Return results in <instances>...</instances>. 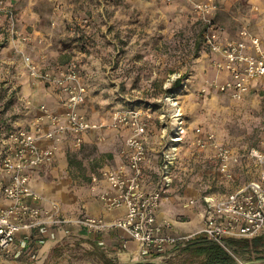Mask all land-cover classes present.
Wrapping results in <instances>:
<instances>
[{
    "label": "rangeland",
    "instance_id": "374dc122",
    "mask_svg": "<svg viewBox=\"0 0 264 264\" xmlns=\"http://www.w3.org/2000/svg\"><path fill=\"white\" fill-rule=\"evenodd\" d=\"M10 2L17 8L18 27L31 32L33 40L29 43V53L26 44L9 41L6 28L0 27V119L12 117L21 121L30 111L24 102L28 72L23 53L17 48L37 62L45 61L43 64L58 63L68 54L70 59L82 60L97 77L87 105L91 113L108 118L121 107L114 91L123 87L133 95V102L141 101L139 108L151 110L154 120L149 135L154 141L158 135H175L180 124L186 126L174 182L182 206L183 195L200 191L225 194L232 186L259 176L262 166L249 158H243L241 166L231 169L234 178L219 173L215 158L206 156L191 143L193 127L201 125L241 154L260 145L264 134V81L242 99H234L215 88L203 91L206 79L223 75L214 65L217 55L198 47L203 25L197 22V17L206 24L190 1L173 6L159 0ZM215 2L216 8L209 17L224 28L225 39L238 38L247 29L264 44V0ZM187 3L192 5L194 13L187 10ZM59 4L62 13L58 11ZM105 75H111L110 85L104 86ZM180 77H183L182 85L175 87ZM31 84H34L32 79ZM171 87L174 92L169 90ZM102 139L109 141V137ZM101 141L68 153L66 164L60 161L49 171L47 176L54 184L53 189H59L65 199H80L89 193L90 186L92 189L93 175L98 171L95 163L117 148H107ZM154 143L155 151L160 149L158 140ZM148 148L151 151L149 145ZM79 237L83 236L65 240L62 250L57 252L66 255L64 264H101L92 254V246L82 243ZM39 249L23 252L19 257L9 256L1 264H13L12 260L24 258V264H40ZM179 252L163 260L164 263L192 264L183 258L185 255H177Z\"/></svg>",
    "mask_w": 264,
    "mask_h": 264
},
{
    "label": "built area",
    "instance_id": "2783aa9c",
    "mask_svg": "<svg viewBox=\"0 0 264 264\" xmlns=\"http://www.w3.org/2000/svg\"><path fill=\"white\" fill-rule=\"evenodd\" d=\"M164 1L172 3L176 0ZM188 1L205 20V47L217 55L214 65L223 75L218 79H206L203 91L215 88L234 99H242L251 91L255 80L264 81L261 38L243 29L240 37L225 39L224 28L209 17L216 8L215 0ZM0 27L6 28L7 39L11 42L28 44L33 40L31 32L18 27L17 8L10 0H0ZM17 50L23 53L34 83L53 86L64 93L61 102L65 110L56 113L44 103L27 125L16 121L7 127L0 124V196L9 200L7 204L0 202V256L19 257L34 241L37 247H42L52 228L68 224H77L96 234L123 231L137 241V259L158 264H165L163 260L202 236L232 252L230 239L264 234V134L259 146L241 154L201 125L193 127L192 145L200 152H211L220 173L232 176V162L243 158L254 159L262 169L257 178L239 184L225 194L204 192L199 198H192L190 204L199 200L205 204L202 226L191 233L174 234L173 220L168 217L160 220L159 211L164 194L175 182L186 126L180 124L175 135H162L157 184L148 189L144 181L145 164L149 160V131L154 120L151 110L124 106L113 111L108 121L93 120L83 109L88 87L77 59L48 67L42 66L23 49ZM103 129L131 131L121 149L124 162L100 169L92 181L93 189L100 181L107 184L99 193L105 209L124 208L125 213L113 220L90 215L69 217L58 201L32 187L31 171L53 163L63 146L71 143L79 147L89 131Z\"/></svg>",
    "mask_w": 264,
    "mask_h": 264
},
{
    "label": "crops",
    "instance_id": "0c3cea01",
    "mask_svg": "<svg viewBox=\"0 0 264 264\" xmlns=\"http://www.w3.org/2000/svg\"><path fill=\"white\" fill-rule=\"evenodd\" d=\"M25 46H26V51H29L30 53L31 47L29 48V43L26 44ZM44 62L45 61L39 63L43 66L45 65L43 64ZM27 72H28L27 78L29 81V86H27L26 88L27 92L26 95L24 96V98H26L24 102L27 103L28 100L31 101V104H25V106L30 111H29V115L23 118L21 121H19L18 119L15 121L22 125H27L30 122V120L40 112L39 106L44 103L47 104L48 107L53 112L59 113L64 111L65 108L61 102L64 93L61 92L58 88H55L53 86H48L43 83H34L33 80L32 82L34 84H31V77L29 75L28 69ZM261 81H262L261 79L255 80L252 85L251 91L247 95L258 89L259 83H261ZM90 118H92L93 120L108 121L111 118V114L108 118H100L94 113L90 112ZM130 132L131 131L128 129L121 131L112 130V129L89 131L85 135V141L81 146L76 147L73 144L69 143L63 146V148L57 153V156L53 161V163L33 169L31 171L32 187L37 191H39L40 193H42L47 198L58 201L62 207L63 212L72 218L81 215H90L95 217H103L107 220H113L117 217L122 216L125 213L124 208L111 210V211L107 210L102 205L99 199L100 191L104 190L107 187L105 181H100V184L96 189L93 188L91 189L90 186L89 193L82 195L80 199L74 198L71 200L70 198L65 199L64 194H62V192H60L59 189L56 190L53 189L54 184L49 181L47 175L50 170H53L54 165H56L60 161H62L63 164H66L67 161L66 157L68 153L72 151L78 152L81 150L82 147H85L86 145L98 144L100 140H102L101 142H103L104 146L107 148H110V146H117V148L114 151V153H110L106 158L97 161L95 163V169L99 171L102 168L116 167L120 163L124 162V157L121 155V149L124 146L125 140L129 136ZM107 137H109V141H104L102 139ZM150 138L151 136H149L148 145L151 148V151H149V160L145 164L146 176L144 183H146V187L148 189H153L156 186L158 179L159 162L161 157L160 149H161L162 135L157 136V140L159 143L158 146L160 149L156 151L155 149L157 148V145H154L155 144L154 142H157V140L154 141V139L152 138L150 139ZM204 153L206 156L207 155L213 156L211 152H204ZM241 165H242V161L232 162L231 164L232 169H234L235 166H241ZM231 177L234 178L233 173ZM238 185L232 186L231 188H236ZM202 194L203 192L200 191L195 194L183 195V200L185 204L184 206H182L181 205L183 204V201H181L182 197H180V194L175 193L174 183H173V185L170 188H168L166 193L164 194L161 209L159 211V219L161 220L165 217L172 219L174 222V229L172 233L174 234H178V235L187 234L198 230L202 226L205 204L202 202V200H199L194 204H190V200L192 198L197 199ZM0 202L7 204L9 203V200L4 199L2 196H0ZM177 206H179V208H177ZM80 235L86 238H91L92 240L98 238L100 245L102 246L103 249L106 250L108 255L110 257H114V259H116L118 262L122 264H138V262L143 261V260H138L136 258L137 252L139 250V245L137 241H135L133 238H131L127 233L123 231L112 230V231H107L105 233L96 234L87 231L86 229L82 228L77 224H70V225L68 224L66 226L54 227L48 232L46 236L47 239L46 243L39 249L38 260L40 264H64V260L67 259L66 255L65 254L62 255V253L57 254V252L58 251L60 252L62 250L60 248L62 247V244L64 243L65 240L72 238V236L75 237ZM253 238L255 237L242 238V239H253ZM36 247L37 245L34 241L32 244H29L26 247L25 252L31 253L35 250ZM179 251L180 249H178L176 252ZM178 254H180L181 257L185 255V257L183 258L185 260L188 259L189 261L185 249H182L179 253H177V255ZM238 257H241L240 260L242 262L258 261V260H254L256 259L255 252L244 253ZM8 258L9 256L7 257L0 256V264L8 261L6 260ZM25 259L26 258L20 260H12V261L13 264H24L26 262ZM173 259L175 260L176 257L174 256ZM68 264L71 263L68 262ZM165 264H172V263L166 262ZM180 264H184V263H180ZM255 264H264V263H255Z\"/></svg>",
    "mask_w": 264,
    "mask_h": 264
},
{
    "label": "trees",
    "instance_id": "16d2710c",
    "mask_svg": "<svg viewBox=\"0 0 264 264\" xmlns=\"http://www.w3.org/2000/svg\"><path fill=\"white\" fill-rule=\"evenodd\" d=\"M162 3L169 5L172 4L175 5L176 3L183 2L185 0H176L172 3L165 2L163 0H159ZM189 6L187 7V10H189L191 13H194L192 9V5L190 3H187ZM60 9L58 10L60 13L64 12L61 9V4H59ZM197 22L201 23L203 25L201 35L199 36V39L197 41L198 47L201 48L202 51H206L205 47V34H206V26L203 24V21L201 18L197 17ZM74 59V58H73ZM70 56L68 54L65 55V57L59 61L58 63L52 64L50 62L46 63L48 67L55 66V65H65L69 61H71ZM79 63V67L82 73V76L85 80V83L88 87V96L87 100L83 104L84 112L90 117V111L87 108V105L89 103L90 98V91H94L93 86L95 85V76L92 75V73L87 69V66L83 64V61L80 59H77ZM105 85H110L111 75H105L102 76ZM183 77L178 78L175 81V87L182 85ZM170 91L174 92V89L172 87L169 89ZM115 95L117 99L122 104H125L130 107H137L139 108L142 103L141 101L136 100L135 102L132 101L133 95L129 94L128 91H125V89L120 88L119 90H115ZM142 99V98H141ZM119 107V108H121ZM15 118L12 117H4L0 119V124L4 127H7L15 121ZM259 146V145H258ZM215 166L218 168L219 164L217 160L215 159ZM210 192V191H206ZM213 193V192H211ZM79 240L82 243H88L92 246V254L95 255L101 264H122L118 262L114 257H110L105 249L102 248V246L99 243L98 238L95 240H92L91 238H85V237H79ZM229 244L232 247V252L228 251L226 248H224L222 245H220L217 242L212 241L211 239L207 237H200L191 244H189L184 249L187 253V258H189V261L192 262V264H240L237 257L241 256L244 253L248 252H255L256 253V259L254 260H264V234L257 236L253 239H235L232 238L229 240ZM138 264H156L154 261H140ZM158 264V263H157Z\"/></svg>",
    "mask_w": 264,
    "mask_h": 264
},
{
    "label": "water",
    "instance_id": "95a60500",
    "mask_svg": "<svg viewBox=\"0 0 264 264\" xmlns=\"http://www.w3.org/2000/svg\"><path fill=\"white\" fill-rule=\"evenodd\" d=\"M245 263L246 264L264 263V260H258V261H255V262H245Z\"/></svg>",
    "mask_w": 264,
    "mask_h": 264
}]
</instances>
